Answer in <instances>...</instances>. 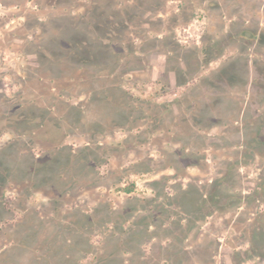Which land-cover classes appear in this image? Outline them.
I'll list each match as a JSON object with an SVG mask.
<instances>
[{
  "label": "rangeland",
  "instance_id": "374dc122",
  "mask_svg": "<svg viewBox=\"0 0 264 264\" xmlns=\"http://www.w3.org/2000/svg\"><path fill=\"white\" fill-rule=\"evenodd\" d=\"M39 1L21 10L0 7V102L16 96L20 114H44L48 126L54 116L62 120L31 137L15 122L5 123L1 113L7 110L0 107V264L15 263L16 245L31 242L35 226L36 238L44 241L56 235L63 216L80 217L105 205L120 213L130 203L141 207L133 219L143 225L133 231L146 227L154 237L143 239L147 264H264V158L257 155L260 150L264 156V148L253 154V144L246 143L207 148L212 138L232 133L236 139L248 124L264 129V99L255 94V112L243 105L249 98L241 92L248 78L242 60L256 55L238 35L244 27L264 29V0ZM137 2L140 8H132ZM74 40L107 44L109 61L79 62L86 52L73 48ZM118 70L129 72L112 75ZM213 73L229 90L220 108H246L248 124L232 123L234 113L213 127L200 111V103L214 100L200 95ZM81 109L83 120L72 119ZM90 131L100 134L95 139ZM52 143L69 154H86L88 146L97 150L76 159L80 178L60 179ZM217 180L219 205L201 207L200 214L199 196ZM164 191L176 204L163 196L148 202ZM181 202L195 205L184 214ZM110 226L92 229L95 255H105L101 245L109 241ZM93 256L81 264H91Z\"/></svg>",
  "mask_w": 264,
  "mask_h": 264
},
{
  "label": "trees",
  "instance_id": "16d2710c",
  "mask_svg": "<svg viewBox=\"0 0 264 264\" xmlns=\"http://www.w3.org/2000/svg\"><path fill=\"white\" fill-rule=\"evenodd\" d=\"M137 4V5H136ZM133 6L131 5L132 8H140L139 3L137 2ZM137 13V12H136ZM241 28V27H240ZM238 35L241 37V39L248 40L251 43V46L253 49H255V58L252 59H247V60H242L243 62V68L242 70L244 74L246 73L245 66L248 67L247 69V74L248 78L246 79V85L244 83L243 88L241 89V92H243V95L247 96L249 98L243 105L248 107V109L252 112H255L256 105L259 106L260 102L259 101H254L253 99L256 97L255 94H258L259 97L264 99V54H261L262 52L264 53V29L259 28V26L255 27L254 30L252 31L249 28H242L240 29V34ZM249 35V38L246 39L245 36ZM74 45L73 48L76 47L75 49H78L76 45H80V50L83 49L85 50L86 54L84 55L81 53V58L78 59L79 62H84L86 64H91V65H97L101 64L104 62L109 61L110 55L108 54L107 51V44H102L100 42H97L96 44H84L80 43L77 44L76 40H74ZM90 58V59H89ZM128 70H123V71H113L112 75H125L128 74ZM111 73V71L109 72ZM215 76L212 79H208L206 81L205 88L203 90L201 89L200 95L203 96L205 95H210L213 97L214 100L211 102L208 100L203 101L200 103V111H203L204 113H208V118L209 121L211 122L212 126H218L219 124H225V120L229 116H234V113L237 114V117L232 119V123L236 122H243L245 123L244 125L248 124V120H251V117H248L247 121L245 119V109L244 111L241 109L240 110H233L230 108L232 105L228 103L225 107H223V110L220 108L221 105V99L228 94L227 87H225L222 83L215 82L214 79L217 77L215 73H213ZM243 75V74H242ZM107 76V75H106ZM244 77V76H243ZM218 78V77H217ZM241 81H245L241 79ZM32 84V83H31ZM201 84V83H200ZM202 85H199L198 87L200 88ZM116 86H112V88H115ZM33 86L29 85V89L31 91H34ZM119 89V87H116ZM197 89V88H196ZM93 91V88L90 90V93ZM95 91V90H94ZM94 91L92 93H94ZM101 93H99V90L95 92L96 97H100ZM13 99H5V102H0V107L2 108L5 107L7 111H5L3 114L1 113V118L5 123H12L15 122V125L17 127H20L23 129L24 132H30L29 135H32L31 137H39L37 136L38 134L45 135L46 133H49V130L44 129V127H52L51 125L55 124L53 123L54 120L56 121H61L62 119H48L51 120L49 126L45 124V119H44V114L41 116L34 117V115L26 116L25 114H20L19 110L21 107H19L17 104L18 98L16 96H13ZM94 97V96H92ZM201 97V96H200ZM107 96H103L102 99H106ZM206 99L205 97H203ZM253 100V101H252ZM239 104V102H237ZM191 105V104H190ZM192 106V105H191ZM166 107H169V105H166ZM143 110V109H142ZM142 115L145 117H148L147 111H142ZM168 110V109H166ZM81 112V114H79ZM83 111H77L72 114L71 118L78 119L79 121L83 120ZM221 114L220 116H218ZM262 115V114H261ZM263 116V115H262ZM198 118V116H196ZM42 120H39L41 119ZM196 121H198V119ZM221 119H224L221 121ZM256 121V120H255ZM36 123V125H35ZM260 123V121H259ZM102 126V122H100ZM59 125V124H55ZM99 125V124H96ZM264 125V123L262 124ZM54 126V125H53ZM251 124H248L244 128L239 129L238 133L236 134V139H234L231 135L230 136H221V137H216L209 139L210 142L207 145L208 149H224L225 147H231L235 145H241L244 146L245 143L246 145H252L249 146L250 152L253 154L252 150H259L261 148H264V129H258V131H253L254 129L249 128ZM262 127V126H261ZM38 128H41L43 130H40L41 132H36L33 130H37ZM53 128V127H52ZM97 128V127H96ZM263 128V127H262ZM98 129V128H97ZM146 131H149V128L145 129ZM54 131H52V134ZM23 133L19 134L22 135ZM50 134V135H52ZM100 133L97 131L92 132L90 131L87 135L92 137V138H97ZM24 135V134H23ZM28 135V134H27ZM234 139V140H233ZM54 145L53 149L57 150L59 153H57L56 157L54 158V161L52 164H58L60 165V168L56 171L58 173L60 179L61 177H73V178H80L81 175L78 173L79 169L76 170V163L77 160H82V156H85L87 159L90 156V153L92 154L94 151L97 149L93 146L89 148H84L87 150L86 154L84 153H76L75 150L70 149V154L67 152V148H60L57 147V143H52ZM240 146V147H241ZM91 150V151H90ZM54 151V150H51ZM62 151V152H60ZM51 153V152H50ZM255 153V152H254ZM52 154V153H51ZM260 158H264L263 153L259 150L258 154ZM262 156V157H261ZM77 159V160H76ZM33 159L31 158V161ZM76 160V161H75ZM252 161V160H251ZM37 162V160H36ZM75 162V164H74ZM214 163V162H213ZM29 164V166H30ZM242 164V163H241ZM240 164V165H241ZM87 167H90V169H93V165L90 163L86 164ZM80 167L83 168L82 165H78V168ZM47 167V166H46ZM51 168V169H50ZM53 166H49L48 170L52 173ZM66 169V170H65ZM147 171V170H146ZM26 171H24L25 173ZM86 173V171H85ZM66 175V176H65ZM63 185H69L71 186V182L65 181ZM213 181L210 183L209 188L210 192H206V195L200 194L199 196V213H203V207L212 206V205H219V192H216V188L218 187L216 182ZM75 185V184H72ZM263 191L264 193V189ZM255 194H258L255 192ZM178 194H175V196ZM163 196V201L168 203V200H173V203L176 204V199H172L170 195H168L165 191L163 194H156V196L148 202L155 203V201ZM252 196V195H251ZM251 196H247L250 198ZM184 197V196H182ZM217 199V200H216ZM246 199V198H244ZM243 199V200H244ZM218 201V202H215ZM185 202V200H182ZM183 202L179 203L177 206L178 209L180 210L181 213H186L188 214L190 211L187 209L188 207L191 210V206L193 203H188L187 207H184L182 204ZM195 205V204H193ZM202 207V208H201ZM140 206H137L133 203H130L127 206H124L121 208L120 213H115L113 212L112 208L110 206L105 205V207H102L99 209V211L95 213H87L84 212L81 214V216H73L75 219H72L71 215L69 216H63L61 218H58V215L55 220L58 222V226L56 229V235L51 237V238H46L44 241H39L35 234L37 232V229L34 227L32 228V236L33 239L31 242H26V241H21L16 245V252L15 253V263L14 264H81L82 261L86 260V258L90 255L93 256L91 264H147L148 261L143 262L141 259V251H142V246L144 245V240L145 238L149 237V239H153L154 237H150L146 235L148 230L146 227H144L142 230L135 229L133 231V227L135 226H143L141 224H138L139 222L136 223V220L134 221L133 217L136 212H140ZM153 209V207H152ZM55 212H58L55 210ZM63 213H65L62 210ZM78 213H80L78 211ZM175 213V212H174ZM210 215V214H209ZM209 215H205L208 217ZM116 216L117 218L115 221H111L113 219L112 217ZM70 218V219H69ZM96 218V219H95ZM69 219V220H68ZM52 222V220H51ZM111 224L112 227L109 229H112L113 232L109 236V241L107 243H102V248L105 251V255L98 256L95 255V250H94V245L91 242V238L93 236V231L92 229L95 227V225H106V224ZM60 224V225H59ZM178 225H180L178 223ZM85 228V230H83ZM60 239V242L56 244V240ZM111 239V240H110ZM15 248V247H14ZM13 250V248H12ZM7 251L5 254L7 255ZM25 254V257L23 255ZM11 255V254H10ZM10 256L8 255L7 258ZM28 258V259H25ZM8 262V263H7ZM5 263L7 264H12L11 260L8 259ZM157 264V262L155 263Z\"/></svg>",
  "mask_w": 264,
  "mask_h": 264
},
{
  "label": "flooded vegetation",
  "instance_id": "af4514ba",
  "mask_svg": "<svg viewBox=\"0 0 264 264\" xmlns=\"http://www.w3.org/2000/svg\"><path fill=\"white\" fill-rule=\"evenodd\" d=\"M21 0H0V7H3V8H6L7 7V9L8 8H13V9H16V8H19V10H21L22 9V7L24 8V7H26V6H28L29 5V3H41L39 0H26L25 2H24V4L22 5H20V2ZM35 3V5H38V4H36ZM17 13H19V12H17ZM1 36H2V34H0Z\"/></svg>",
  "mask_w": 264,
  "mask_h": 264
}]
</instances>
